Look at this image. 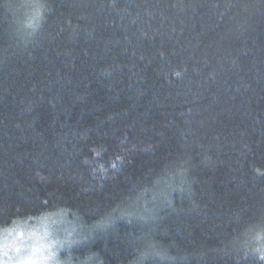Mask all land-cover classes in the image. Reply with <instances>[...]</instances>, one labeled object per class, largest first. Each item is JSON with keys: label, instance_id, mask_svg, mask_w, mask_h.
Wrapping results in <instances>:
<instances>
[{"label": "trees", "instance_id": "16d2710c", "mask_svg": "<svg viewBox=\"0 0 264 264\" xmlns=\"http://www.w3.org/2000/svg\"><path fill=\"white\" fill-rule=\"evenodd\" d=\"M46 216L72 264H264V0H0V232Z\"/></svg>", "mask_w": 264, "mask_h": 264}, {"label": "rangeland", "instance_id": "374dc122", "mask_svg": "<svg viewBox=\"0 0 264 264\" xmlns=\"http://www.w3.org/2000/svg\"><path fill=\"white\" fill-rule=\"evenodd\" d=\"M76 230L58 216L16 224L0 232V264H72L61 256L76 242Z\"/></svg>", "mask_w": 264, "mask_h": 264}, {"label": "snow or ice", "instance_id": "6c2138e0", "mask_svg": "<svg viewBox=\"0 0 264 264\" xmlns=\"http://www.w3.org/2000/svg\"><path fill=\"white\" fill-rule=\"evenodd\" d=\"M29 26H31V24ZM20 264H25V261H21Z\"/></svg>", "mask_w": 264, "mask_h": 264}]
</instances>
